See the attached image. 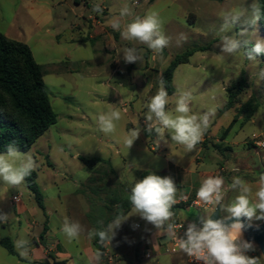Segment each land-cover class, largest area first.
Returning a JSON list of instances; mask_svg holds the SVG:
<instances>
[{
	"label": "rangeland",
	"instance_id": "rangeland-1",
	"mask_svg": "<svg viewBox=\"0 0 264 264\" xmlns=\"http://www.w3.org/2000/svg\"><path fill=\"white\" fill-rule=\"evenodd\" d=\"M94 2L0 0V32L31 48L36 62L45 71L44 82L57 114V123L27 151L39 164L35 171L37 184L41 191H48L46 206L49 210H56L62 219L67 216L72 220H80L84 213L86 217L88 213H96L99 197L91 194V186L87 182L91 170L78 159L79 156L108 161L116 180L129 190L135 180L142 179L144 172L169 175L168 161L185 168L191 161L201 158L204 168L209 171L221 167L226 169L222 175L226 187L233 176L246 180L253 189L254 198L264 150L256 148L250 141L254 135L264 137V54L256 60H248L243 50L234 55L221 53L220 41L224 33L220 32V27L222 15L233 9L244 13L241 24L245 23L251 18L253 6L262 11L259 0H139V3L136 0H98L104 9L103 14L92 11ZM125 3L136 15L143 16L149 10L159 13L164 33L170 37L169 46L161 54L167 60L160 68L165 69L170 60L187 50L206 48L195 52L188 63L179 65L173 77L174 93L177 89L192 91L193 112L203 113L213 107L216 110L204 135L206 142L199 143L192 152L170 143V137L168 147L163 144L158 147L155 137L145 135L146 103L155 95L161 81H157L152 89L153 82L147 75V67H152L150 58L153 52L146 45L123 40L121 35L111 48L100 38L83 42L71 40L72 27L85 22L81 15L103 18L108 13L112 18L118 15L119 8ZM131 19L128 17L126 21ZM240 26L236 25L228 34L235 36ZM256 36L264 39L260 22L250 34L253 43ZM128 47L137 48L142 56L140 62L126 64L123 61V51ZM240 81L247 84L241 101L252 99L258 104V109L250 120L244 121L241 116L226 139L220 140L222 131L236 114L235 108L223 109L227 101L226 88ZM174 93L169 94V110L174 108ZM111 109L121 111V120L117 122L116 132L106 135L99 130L96 118L99 113ZM138 127H141L140 136L128 149L123 142L124 137L130 129ZM133 161L139 165L138 168L129 166ZM230 165L237 170H231ZM59 191L61 199L57 197ZM30 194L26 181L14 188L0 182V213L7 214L5 223L15 220L14 196L33 207L39 221L44 220L42 208ZM236 194L228 191L225 203ZM204 211L192 208L185 213L184 209H179L178 217L189 223ZM262 221L254 220L253 225ZM1 224L0 221V234H5ZM156 231L153 225L132 215L116 230L107 250L119 256V264H189L182 252L169 254L164 251L168 236L161 238L162 246L154 248L150 236ZM66 245L76 253L73 242ZM256 247L257 250L248 255L260 257L264 254ZM146 249L151 250L152 258H143ZM3 257L12 264H24L0 247V264H3ZM84 264H89V261ZM261 264H264V256Z\"/></svg>",
	"mask_w": 264,
	"mask_h": 264
},
{
	"label": "clouds",
	"instance_id": "clouds-1",
	"mask_svg": "<svg viewBox=\"0 0 264 264\" xmlns=\"http://www.w3.org/2000/svg\"><path fill=\"white\" fill-rule=\"evenodd\" d=\"M139 3V0H136ZM92 11L103 14V7L98 0L92 5ZM244 13L233 9L222 15L223 23L220 32L221 53L234 55L243 50L248 60H256L264 54V39L256 36L255 41L249 38L255 25L261 20L262 13L258 6H253L251 18L241 24ZM132 17L130 21L126 18ZM114 31H119L121 38L126 41H135L146 45L155 56L163 53L170 44L163 30V21L159 13L149 10L143 16L136 15L127 3L123 4L118 15L108 21ZM240 24L236 35H229L236 25ZM249 45H251L249 47ZM122 59L126 64L140 62L142 56L137 48L128 47L123 51ZM264 75V74H262ZM174 108L169 110V93L163 80L155 95L146 103L144 124L150 136L154 133L157 146L161 144L168 147L170 143L183 146L187 152L195 150L202 142L208 131L211 118L215 115V108L203 113H195L191 104L194 99L190 89H177ZM99 130L104 134L116 132L117 122L121 120V111L111 109L97 115ZM141 127L130 129L124 137L125 146L130 149L139 138ZM170 137V143L168 140ZM171 158V157H169ZM130 167L138 168L133 161ZM39 164L31 152H21L16 141L6 146V151L0 153V182L9 187H18L25 182L33 172L37 171ZM231 170L236 171L234 165ZM258 187L254 192L249 183L240 176H233L231 183L225 186L222 175L205 176L196 191V202L204 208V213L196 220L187 223L182 235L177 231L173 207L186 197L181 193L172 176H160L149 171L140 180H135L131 186L128 200L132 211L128 215H117L106 227L87 230L78 221L65 216L60 226V232L71 242L78 241L83 234L89 239L98 238L104 246L112 243L116 230L132 215H137L159 231L163 230L171 237L176 245L173 250H179L196 264H261V257L250 256L257 247L254 242L243 238V233L253 226V221L264 220V172L259 174ZM234 191L237 194L230 202L225 203L226 193ZM212 206L211 212L208 211ZM219 209V218H213L214 212ZM7 219V214L0 213V221ZM134 228L138 225H133ZM184 228V224L179 225ZM14 246L19 255L28 259L30 255V241L24 236L15 240ZM154 246V245H153ZM102 253L97 250L89 257V264H101Z\"/></svg>",
	"mask_w": 264,
	"mask_h": 264
},
{
	"label": "trees",
	"instance_id": "trees-1",
	"mask_svg": "<svg viewBox=\"0 0 264 264\" xmlns=\"http://www.w3.org/2000/svg\"><path fill=\"white\" fill-rule=\"evenodd\" d=\"M259 2L264 13V0ZM259 22L264 30V15ZM205 49L192 48L175 56L161 72L160 80L164 81L169 94L175 90L173 77L176 68L188 63L195 52ZM44 74L43 67L36 62L26 43L13 40L0 32V153L6 151V146L11 141L17 142L21 152L29 151L57 123V114L50 101ZM246 86V82L240 81L237 85L226 88L227 101L223 109L235 108L236 114L222 131L220 140L226 139L241 116L244 121L250 120L258 109V104L252 99L241 101ZM214 146L219 148L218 144ZM78 159L91 170L87 182L91 186V194L99 197L100 205L96 213L87 214L91 229L106 227L117 215H127L132 209L128 200L130 190L116 180L109 162L101 158L81 156ZM147 174L148 172H144L142 178ZM25 181L38 206L44 209V197L37 184V173L33 172ZM92 244L101 253L105 251L106 245L102 246L98 238H93ZM0 245L15 255L10 239H1Z\"/></svg>",
	"mask_w": 264,
	"mask_h": 264
},
{
	"label": "crops",
	"instance_id": "crops-1",
	"mask_svg": "<svg viewBox=\"0 0 264 264\" xmlns=\"http://www.w3.org/2000/svg\"><path fill=\"white\" fill-rule=\"evenodd\" d=\"M81 16L85 19V22L83 24L77 23L72 27L70 31L72 41L83 42L87 40H97L100 38L105 40V43L109 48L114 47L115 42L119 39L120 33L119 31H114L109 26L108 21L111 19L110 14L105 13L103 18H98L92 14H89L87 18H85L84 15ZM84 29H86V32ZM166 58L167 57L164 55L155 56L154 53L151 54L150 59L152 61V67H147V75L153 82V84H151L152 89H154L155 83L160 80L161 72L164 70L160 67L165 63L167 60ZM143 125L145 128L144 122ZM205 142L206 139L203 138L202 143L204 144ZM168 164V172L169 175L173 177L177 185L178 196L182 193L188 200L192 199L196 195V191L200 187V183L205 176L215 175L218 171V169L214 171L205 169L201 158L191 161V163H189L185 168H181L173 161H168ZM41 192L44 197V209H42L44 220L39 221L37 219V214L33 207H29L19 198L17 201L13 200V204L16 208L15 220L10 223L1 221V226L5 231V234H0V240L4 238L10 239L15 250V255L10 254L1 245L0 247L5 249L10 256L15 257L17 262L24 264H76L75 261L77 264H84V262H88L90 255L97 250L92 244V239H89L86 235L87 230H91L86 214H81V219L78 220L85 227V234H83L78 241H71L76 245L75 247L77 249L74 254L67 248L66 245V243L70 241L60 232V226L63 219L56 210H49L46 206L48 198L46 193L48 191ZM30 195L33 197L32 194ZM57 197L58 199L62 198L61 191L57 193ZM176 208L177 207H173L172 210L178 217L180 213L179 209L183 208ZM189 211L190 210L188 209H184L185 213H188ZM21 236H24L30 241L31 250L28 259L22 258L14 246L15 240ZM165 236L168 235L163 230L153 232L150 236V243L154 245V248H158L159 246H162L161 238ZM105 251H108L107 245ZM3 258V264H12L10 260L5 259V257ZM101 264H107L103 253Z\"/></svg>",
	"mask_w": 264,
	"mask_h": 264
},
{
	"label": "built area",
	"instance_id": "built-area-1",
	"mask_svg": "<svg viewBox=\"0 0 264 264\" xmlns=\"http://www.w3.org/2000/svg\"><path fill=\"white\" fill-rule=\"evenodd\" d=\"M250 142H252L253 145L256 148L263 149L264 150V137L263 136L254 135L253 138H252V140ZM225 170L226 169L224 167H221L220 169H218V171L216 172V174L223 175V173L225 172ZM13 200L14 201H17L18 200V197H14ZM174 207H177V208L182 207L183 209H188V210H190L192 208L193 209H197L199 211L204 210V208L196 202V195L192 199H189V200L188 199L181 200ZM211 208H212V206H209L208 211L211 212ZM175 222L178 225L177 231L179 232V235H182L183 232H184V230L187 227V223L179 220V218L176 216V214H175ZM181 224H184V228H180L179 227V225H181ZM174 248H176V245H175L173 239L171 237H169V242L164 245L163 249H164V251L166 253H169V254L180 252L179 250H175L174 251L173 250ZM103 256H104V259H105V261H106L107 264H119V259H120L119 256L110 254L108 251H104L103 252ZM143 258L144 259H150V258H152V252H151L150 249H146L145 250V252L143 253ZM187 261H188L189 264H196V262L191 261L190 258H188V257H187Z\"/></svg>",
	"mask_w": 264,
	"mask_h": 264
},
{
	"label": "water",
	"instance_id": "water-1",
	"mask_svg": "<svg viewBox=\"0 0 264 264\" xmlns=\"http://www.w3.org/2000/svg\"><path fill=\"white\" fill-rule=\"evenodd\" d=\"M145 135L147 137H155L153 133L151 136L145 131ZM261 172H264V158L260 163ZM219 209L213 214V218H219ZM244 239L250 242H254L260 249V251L264 252V220L258 225H253L251 228H248L243 233Z\"/></svg>",
	"mask_w": 264,
	"mask_h": 264
},
{
	"label": "flooded vegetation",
	"instance_id": "flooded-vegetation-1",
	"mask_svg": "<svg viewBox=\"0 0 264 264\" xmlns=\"http://www.w3.org/2000/svg\"><path fill=\"white\" fill-rule=\"evenodd\" d=\"M259 168L261 169V167H259ZM259 168H258V169H259Z\"/></svg>",
	"mask_w": 264,
	"mask_h": 264
}]
</instances>
